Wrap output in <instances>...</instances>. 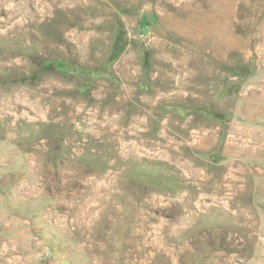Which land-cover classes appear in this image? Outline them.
I'll return each instance as SVG.
<instances>
[{"label": "rangeland", "instance_id": "rangeland-1", "mask_svg": "<svg viewBox=\"0 0 264 264\" xmlns=\"http://www.w3.org/2000/svg\"><path fill=\"white\" fill-rule=\"evenodd\" d=\"M0 264H264V0H0Z\"/></svg>", "mask_w": 264, "mask_h": 264}, {"label": "trees", "instance_id": "trees-1", "mask_svg": "<svg viewBox=\"0 0 264 264\" xmlns=\"http://www.w3.org/2000/svg\"><path fill=\"white\" fill-rule=\"evenodd\" d=\"M129 9L121 4L118 6V11L116 13V17L114 19L113 25V36H112V44L110 46V50L108 52L107 60L102 64V66L96 67H80L72 64L67 59L59 58V59H48L44 60L40 64V68L42 70H53L61 74L65 77H74L78 80H83L84 82L78 87L79 92H85L90 85V80L103 77H109L108 69L109 67L127 48L128 44L131 43L130 37L128 35L127 29L125 28L124 22L122 20L121 14L123 12H127ZM139 19V24H140ZM139 54H140V63L145 66V75L148 74V67L151 61V55L148 49L139 46ZM252 66L250 62L244 63H236L232 66L228 67L227 76H242L249 77L252 75L253 71L251 70ZM225 86V85H224ZM234 92V86L229 84V86L222 87L219 90V93L222 95H229ZM183 112H196L201 113L206 118L214 119L219 122H225L229 120L232 115L228 112H223L216 107V104L213 101H207L202 104H198L191 107H183ZM156 183L154 180L149 181L148 186H155Z\"/></svg>", "mask_w": 264, "mask_h": 264}]
</instances>
